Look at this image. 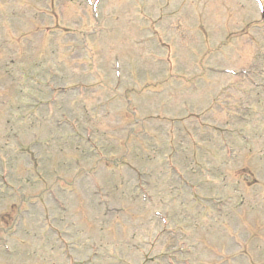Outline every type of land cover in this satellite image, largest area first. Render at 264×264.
I'll use <instances>...</instances> for the list:
<instances>
[{
    "label": "rangeland",
    "instance_id": "obj_1",
    "mask_svg": "<svg viewBox=\"0 0 264 264\" xmlns=\"http://www.w3.org/2000/svg\"><path fill=\"white\" fill-rule=\"evenodd\" d=\"M95 1L0 0V264H264L257 5Z\"/></svg>",
    "mask_w": 264,
    "mask_h": 264
}]
</instances>
